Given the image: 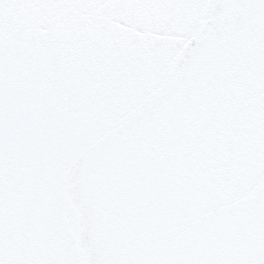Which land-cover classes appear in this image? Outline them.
Returning <instances> with one entry per match:
<instances>
[{"label": "snow or ice", "instance_id": "6c2138e0", "mask_svg": "<svg viewBox=\"0 0 264 264\" xmlns=\"http://www.w3.org/2000/svg\"><path fill=\"white\" fill-rule=\"evenodd\" d=\"M0 264H264V0H0Z\"/></svg>", "mask_w": 264, "mask_h": 264}]
</instances>
